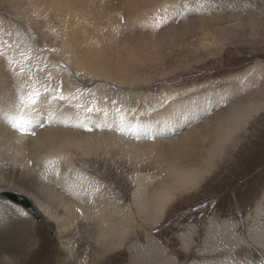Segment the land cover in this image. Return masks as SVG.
<instances>
[{
    "label": "rangeland",
    "instance_id": "obj_1",
    "mask_svg": "<svg viewBox=\"0 0 264 264\" xmlns=\"http://www.w3.org/2000/svg\"><path fill=\"white\" fill-rule=\"evenodd\" d=\"M156 1L0 0V40L15 45L17 61L22 58L21 53L25 56L28 52L26 61L39 63L42 49L49 51V55L43 57L47 66L50 59L58 60L69 73L73 88L84 93L95 90L103 103L113 100L124 104L128 107V113L124 114L128 119L146 120L165 108L176 95L206 89H211L212 95L220 93L217 97L207 96L213 104L207 105L200 116L192 113L175 132L160 136L154 131L147 135L124 130L116 133L122 129L117 124L120 120L115 121L117 125L109 127L114 135L122 134L130 141L147 144L140 148L143 154L139 158L132 153L124 155L117 144L90 146L76 131L78 128L69 126L74 131L69 133L71 143L66 151L74 169L66 173H72L79 180L87 177L109 188L112 198L119 199L123 207L133 204L136 174L153 180L165 175V155L156 154L159 140L174 138L173 135L178 136L189 127L202 129L209 119H212L211 125L214 121L217 124L232 114L234 105L243 102L237 101L239 98L249 100L250 93L257 99L264 97V30H259L260 33L254 30L255 26L264 25V0ZM192 20L195 24L190 32L179 36L175 30L169 38L170 45L164 46L166 50L159 45L160 27L165 30L170 26L171 29ZM224 20H229L225 25L233 26L236 38L222 31L219 37L226 39L212 47L206 43L202 46L200 25L206 29L205 21L215 24L209 30L216 36V23ZM78 54L84 57L83 67L76 59ZM87 59L97 66L96 70L87 65ZM258 68L263 71L261 78L251 82V71ZM0 71L5 86L15 91V97L27 96L29 81L19 74V65L11 68L5 61L0 64ZM35 74L43 80L48 75L42 66H38ZM224 84L228 88L238 84L241 92L237 96L226 95L218 89ZM83 105L92 106H86V102ZM83 105L76 111L81 112ZM115 112L122 114L124 110L120 108ZM248 113L231 123L235 130H230L232 133L223 145L213 144V137L218 134L204 138L198 133L187 142L180 158L192 149L195 157L190 164L193 170L200 172L196 183L178 190L158 222L143 221L134 215L121 248L106 254L97 264H139L134 252L140 249L146 252L149 246L157 248L148 264H163L162 261L165 264H218L220 261H223L221 264H264V108ZM83 125L87 130L91 127ZM35 128L41 126L37 125L33 131ZM85 128L82 132L87 133ZM16 158V153L0 148V230L6 229L9 242L0 243L1 249L6 247L5 262L1 264L76 262L73 256L65 257L64 243H68L69 232L60 229L34 202L38 198L54 215H61L54 200L47 198L43 190L56 193L54 190L59 191L60 185L53 180L49 166L36 169L32 162H28L29 167ZM6 191L33 200L41 219H35L26 210L20 211L21 205L7 199ZM9 215L16 221H10L5 228L1 223L8 220ZM78 239L73 237L71 242L79 257L96 264L92 253L81 255L84 247L88 249L95 244Z\"/></svg>",
    "mask_w": 264,
    "mask_h": 264
},
{
    "label": "bare ground",
    "instance_id": "obj_2",
    "mask_svg": "<svg viewBox=\"0 0 264 264\" xmlns=\"http://www.w3.org/2000/svg\"><path fill=\"white\" fill-rule=\"evenodd\" d=\"M135 4L138 5L137 3ZM228 21L229 20H224L223 22L216 23V36L213 35L214 32L210 33L209 30L210 26L214 27L215 24L210 21H205L204 25L207 31L205 28L203 29V25H200L199 28L202 30V34L200 35L202 38L200 40V44L204 47L206 44L210 47L219 44L225 38V36L223 38L219 37V34L222 31H225L228 35H230V37L233 35L236 38L237 32L233 29V26L225 25ZM194 24L195 20H192L183 26L180 25L172 27L171 29L169 26L165 29V24L163 23L162 27H164L165 30L160 27V29L163 30L160 31L159 29V32L161 33L160 35L158 33L160 39L158 38L159 36L156 35L161 43L159 45H162L163 49L167 48L170 45L169 38L173 34V31L177 30L178 34L180 33L179 36H183L185 33L190 32L189 30L193 29ZM242 26H244V24ZM154 27L156 26L154 25ZM255 27L254 30L258 33H260L259 30L261 32L264 30V25L263 27L262 25L257 28ZM156 29H158V27ZM151 30L153 32V29ZM154 32H156V30ZM6 42L4 44H6ZM188 47L190 48L191 46ZM3 51L5 54L0 55V64L6 61L11 68H13L14 65H19V74L25 76L26 80L29 81L30 92L39 89L41 97L37 105L22 109L20 106L21 97H15V91L5 86L4 76L2 75V71H0V148L1 150L12 151L14 155L16 153L17 158L20 159V161H24L27 165H29L28 162H32L36 169L44 165L49 166L53 176L52 178L60 185V188L59 191L54 190L56 193L43 189L46 194L44 195L47 196V198L54 200V206L56 209H59L62 214L54 215L51 209L42 201L38 200V198H35L34 202L37 204L39 209H42L45 215L57 222L60 229L65 230L66 233L69 232L68 243H64V245L66 246L65 257L67 256L69 258L73 256L76 259V262H70L69 259L71 264H78L79 261V264H90L87 258L82 259L79 257L80 255L78 254V250L74 248V243L71 242L73 237H79V239H83L86 243L95 244L93 247H88L89 250L87 247L83 246L84 249L82 250L81 255L86 254L87 252V256H89V254L92 253V258H96L95 261H93L97 264V262L106 254L108 255L113 251L116 252L117 249L121 248L127 236L129 226L132 221H134V215H138L143 219V221H152L155 223L161 218V216H163L166 204L175 197L178 190L188 187L191 183H196L195 181L198 179L197 177H199L200 172L193 170V166L190 164V161L195 157L192 153V149L190 150V153L186 154L183 158H180L181 151L186 147V143L191 141L194 136L200 133L203 134L204 138H209V136L218 134L213 137L215 140L213 144L218 145V142H220L223 145L228 141L227 138L231 135L230 132L232 133L230 130H235V128L231 126V123L235 119L240 118L248 112L257 113L259 110L264 108V97L262 99H257L256 96H251L254 93H250L251 95L247 96L249 97V100L239 98L237 101L243 102L239 106H235L234 104L237 102H234L232 105H234L233 108L235 109L231 108L232 110L230 111L232 114H229L227 118L220 120L217 124L216 121H214L215 124L213 123L211 125L212 119H209L207 120L208 125L203 124L202 129L187 127L188 129L182 131L179 135L177 134L178 136L173 135L174 138H170L169 140L166 139L167 141L159 140L158 144H156V154L158 156L165 155V175L158 178V180H153L147 178L148 176L146 175L140 173L136 174L134 176L135 189L132 193L133 204L130 207H123L119 199L116 200L112 198L111 194L113 193L109 190V188H106L100 183L88 179L87 177L79 180L72 176V173H66L67 171L70 172L74 169L72 158L66 151L67 147H69L71 143L69 133H71L70 131H74V129L69 126L71 125L78 128L79 130L76 131L79 132L85 142H88L90 146L117 144L124 155L127 156V154L132 153L134 157L139 158V156L143 154V151H141L140 148L147 144L137 140L136 142L130 141L122 134L120 136L114 135L112 133L113 131L111 132L109 129L111 125H121H118V127L122 130H116V133L124 130V132L128 131V133L131 131V133L140 132L147 135V133L154 131V133H157L158 136H160L168 132H175L176 127L184 124L192 113L195 112L196 116H200L205 113L204 108H206L207 105L213 104L207 96L217 97L220 93L218 94V92L215 91L216 94L212 95V91H210L211 89H206L204 91L202 90V92L195 91L185 95H176L173 97V100L165 106V108L161 109V111L159 110L148 119L132 120L131 118L128 119V117L124 115L126 113V109H128V107L126 108L124 104L122 106V104L113 100L108 103H103L102 98L95 95V90H89L84 93L79 89L73 88L71 86L72 84L69 73L60 65L58 60L50 59V64L47 66V61L43 57L45 55L48 56L49 51L42 49V58L39 63L26 61L25 57L29 55V53L26 52L27 55L20 59L21 64L10 63V59L16 55L17 49L15 45L6 44L3 46ZM63 56L66 57L65 54ZM83 58L84 57L79 54L76 56V59L79 61L81 67L85 65L83 63ZM87 62L89 67L95 70L97 69V66L92 63V60L87 59ZM21 65L23 67V71H21ZM38 66L46 68L48 75H46L45 80L38 78L35 74ZM251 72V82H255L257 78L260 79L263 74V71H260L259 68ZM255 84L257 85V83ZM46 87L48 89H62V94L66 97V99L54 100L52 99L51 94L45 95ZM218 89H221V91L225 92L226 95L228 94L231 96H237L241 92V87L238 84L231 85L229 88L224 84V86ZM84 102L87 103L86 106H92L84 107ZM79 105H83V107H81V112L76 111V108H78ZM120 108H122V112L124 110V113L121 114L115 112ZM88 109H92V111H88ZM49 116L51 117L50 121L48 119ZM117 120H120V123L114 124ZM17 121H19V124H16ZM121 121H123L124 124ZM41 122L43 126L39 129L35 128L33 131L34 127L40 125ZM14 124H16L15 127ZM83 124H89V126H91L89 129L92 128V132L89 129L87 130V128H85L87 126ZM126 124L128 128L125 126ZM97 125H104V127L102 128ZM82 128H85L87 133L85 131L82 132ZM97 128H99V130ZM30 129L31 131L29 132ZM33 132L35 133L34 135L32 134ZM204 161L205 160H203V162ZM207 161H205V163ZM24 162L22 164H24ZM26 173L28 172L26 171ZM12 202L17 203L16 201ZM37 206H35L36 210L40 214ZM20 209V211L24 212V210H26L32 215V213L22 205ZM7 219L8 220H4V222L1 223L5 228H7L10 224V221H16V218L12 216H10V218L7 217ZM2 221L3 219L1 222ZM5 230L6 229L4 228L0 230V243L2 244L9 243L6 239L7 234L5 235ZM156 248L153 249L152 246H149L146 252L141 249L137 250L134 252V257L139 264H148L149 260L151 261V257L153 256V252ZM5 250L6 247H2V249L0 248V264L1 262H5ZM162 262L165 264V261ZM221 263H223V261H220L218 264ZM204 264L210 263L206 262Z\"/></svg>",
    "mask_w": 264,
    "mask_h": 264
},
{
    "label": "snow or ice",
    "instance_id": "obj_3",
    "mask_svg": "<svg viewBox=\"0 0 264 264\" xmlns=\"http://www.w3.org/2000/svg\"><path fill=\"white\" fill-rule=\"evenodd\" d=\"M186 7V6H185ZM179 13H177L178 15ZM3 40H0V55H4L3 53ZM52 51H55V49H52ZM21 56L24 57V54L21 53ZM27 58V57H25ZM10 63L12 64H21L20 61H17L14 57L10 59ZM15 70V69H14ZM21 71H23V67L21 65ZM51 94L52 99H60V100H64L66 99V97L62 94V89H48L47 87L45 88V95ZM41 97V92L39 91V89L34 90L32 92H29L27 94V96H21L20 100H21V108L22 109H26L32 106L37 105L38 101L40 100ZM88 111H92V109H88ZM49 120H51V117L49 116L48 118ZM30 122V121H29ZM16 124H19V121L16 122ZM16 124H14V127L16 126ZM40 126H43L42 122L40 124ZM91 130V129H89ZM33 135L35 134L34 132L32 133ZM227 213V208L225 207V214ZM22 215H27V213H22ZM59 264H62V262H59Z\"/></svg>",
    "mask_w": 264,
    "mask_h": 264
},
{
    "label": "water",
    "instance_id": "obj_4",
    "mask_svg": "<svg viewBox=\"0 0 264 264\" xmlns=\"http://www.w3.org/2000/svg\"><path fill=\"white\" fill-rule=\"evenodd\" d=\"M6 196L9 198V200L16 201L17 204L27 208L35 219H41V215L37 212L34 202L29 197L14 192H6Z\"/></svg>",
    "mask_w": 264,
    "mask_h": 264
}]
</instances>
